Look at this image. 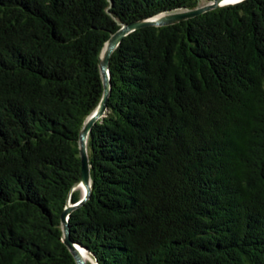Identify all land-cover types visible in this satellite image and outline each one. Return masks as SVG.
<instances>
[{"label":"trees","instance_id":"trees-1","mask_svg":"<svg viewBox=\"0 0 264 264\" xmlns=\"http://www.w3.org/2000/svg\"><path fill=\"white\" fill-rule=\"evenodd\" d=\"M200 1L0 0V264H76L61 214L101 52ZM108 74L72 242L97 264H264V0L143 26Z\"/></svg>","mask_w":264,"mask_h":264},{"label":"water","instance_id":"water-1","mask_svg":"<svg viewBox=\"0 0 264 264\" xmlns=\"http://www.w3.org/2000/svg\"><path fill=\"white\" fill-rule=\"evenodd\" d=\"M226 0H214L213 2L201 6L196 10L191 11H182L174 14L167 15H159L147 21L141 22H131L129 24L121 25L118 31H116L113 35H111L106 42L99 60V69L101 73V78L103 82V95L97 106V108L91 113V115L86 119L83 128L79 135V155H80V179L79 182L74 186L73 189L78 187V184L84 188L81 198L76 203H71L70 199L68 200L62 214H61V222H62V234H63V243L67 247L68 251L72 255L76 264H97L95 260L91 257L86 249L83 247L76 245L72 242L69 235L68 228V217L73 209L80 207L89 197L91 192V182L89 176V163L87 156V148H86V140L90 129L93 124L98 120L104 113L106 107L105 104L107 102V98L109 95V74H108V57L113 52V50L119 45L121 40L127 36L129 33L148 25L155 26H165L177 23L179 21L185 20L187 18H191L204 12L209 11L210 9H214L223 5H232L236 4L242 0H235L233 2H224ZM87 254L88 260H84L82 257L84 254Z\"/></svg>","mask_w":264,"mask_h":264},{"label":"bare ground","instance_id":"bare-ground-1","mask_svg":"<svg viewBox=\"0 0 264 264\" xmlns=\"http://www.w3.org/2000/svg\"><path fill=\"white\" fill-rule=\"evenodd\" d=\"M233 2V1H235V0H226V1H224V2ZM78 188L81 190V192L83 193V191H84V188L81 186V185H79L78 184ZM84 254V253H83ZM84 260H88V256H87V254H84L83 255V257H82Z\"/></svg>","mask_w":264,"mask_h":264},{"label":"rangeland","instance_id":"rangeland-1","mask_svg":"<svg viewBox=\"0 0 264 264\" xmlns=\"http://www.w3.org/2000/svg\"><path fill=\"white\" fill-rule=\"evenodd\" d=\"M199 5L200 6H204V5H206V2L204 1V0H201L200 2H199ZM165 15H167V14H165ZM75 189H79L78 187H76ZM80 190V189H79ZM80 193H81V196H82V192H81V190H80Z\"/></svg>","mask_w":264,"mask_h":264}]
</instances>
